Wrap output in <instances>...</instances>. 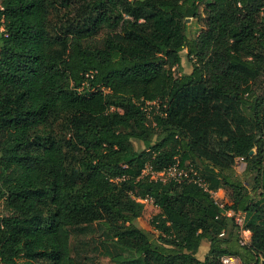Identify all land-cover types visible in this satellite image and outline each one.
Segmentation results:
<instances>
[{
  "label": "trees",
  "instance_id": "obj_1",
  "mask_svg": "<svg viewBox=\"0 0 264 264\" xmlns=\"http://www.w3.org/2000/svg\"><path fill=\"white\" fill-rule=\"evenodd\" d=\"M80 12L51 33L49 0H0V264H81V235L97 228L117 264H264V0H86ZM183 49L191 70L175 75ZM60 117L65 137L49 129ZM176 159L207 189L140 177ZM219 187L232 189L222 208ZM146 196L163 245L134 222ZM223 209L244 213L248 246Z\"/></svg>",
  "mask_w": 264,
  "mask_h": 264
},
{
  "label": "rangeland",
  "instance_id": "obj_2",
  "mask_svg": "<svg viewBox=\"0 0 264 264\" xmlns=\"http://www.w3.org/2000/svg\"><path fill=\"white\" fill-rule=\"evenodd\" d=\"M86 3V0H49V10H50V26L51 33H62L65 29L69 27V25H73L77 22V19L80 18L81 8ZM188 23V36L195 37L199 25L195 20L189 18ZM98 40L101 41V36H98ZM181 56V64L179 68L174 69L175 75H180L181 73H188L191 70V63L188 61L186 56V49H183L180 52ZM255 90L258 94L264 91V76L260 78L255 84ZM81 90V89H80ZM51 129V133L57 137H65L67 135V126L64 118H57L53 120L52 126L49 127ZM133 146L136 149L143 148V144L137 140H133ZM196 166H199V161H194ZM234 171L236 177L243 182V184L250 190V193H259L261 191L260 187H255L256 183L255 179V171L248 170L246 168V162L244 160H238L236 158L234 162ZM222 191H219L215 195V200L218 203H228L231 201L232 189L229 187H221ZM252 199H255L252 196ZM158 207L151 203L150 201L144 203V211L142 215L137 218L134 222L142 228L148 235L149 239L154 243H159L161 245L162 242L157 238L158 231L150 225V220L152 216L157 212ZM234 220V219H233ZM235 222V220H234ZM96 223H93L95 225ZM227 236V234L225 235ZM238 245L239 238V227H234V236H233ZM106 235L99 229H95L90 232H86L81 235V239L84 240V243L81 245L82 250L80 251L81 256L77 259L81 264H117L116 258L108 252L102 245L104 242L110 243V239H106ZM70 241L73 243L74 236H70ZM207 252V246L202 244L199 247L196 255L198 258L203 259L205 253Z\"/></svg>",
  "mask_w": 264,
  "mask_h": 264
},
{
  "label": "built area",
  "instance_id": "obj_3",
  "mask_svg": "<svg viewBox=\"0 0 264 264\" xmlns=\"http://www.w3.org/2000/svg\"><path fill=\"white\" fill-rule=\"evenodd\" d=\"M238 160H243L242 157H237ZM140 177H148L149 180H155V181H181V180H188V181H193L197 182L200 185H202L205 189L206 183L204 182L203 178H201L197 170L192 166H181L180 162L178 159L175 160V162L171 163L169 166L161 169V170H155L153 169L149 164H147L141 174ZM215 200V195H216V190L209 191ZM137 201L141 203H145L150 201L153 203V200L146 196V197H137ZM215 202L219 205V207H223L222 203H218L216 200ZM222 214L231 217L235 220V223L239 227V238L238 242L240 245H245L248 246L251 241V230L247 227L244 226V213L240 211H235L233 209H223ZM217 217V216H216ZM225 230L223 229L220 232V236L224 235ZM220 264H242L240 258L236 255L232 254H224L220 257Z\"/></svg>",
  "mask_w": 264,
  "mask_h": 264
},
{
  "label": "crops",
  "instance_id": "obj_4",
  "mask_svg": "<svg viewBox=\"0 0 264 264\" xmlns=\"http://www.w3.org/2000/svg\"><path fill=\"white\" fill-rule=\"evenodd\" d=\"M219 191H222V188H221V187H219V188L216 190V194H217ZM229 202H230V201H229ZM229 202H228V203H229ZM202 244L206 245V246H207V250H208V248H209V242H208V241H202V243H201L200 246H202Z\"/></svg>",
  "mask_w": 264,
  "mask_h": 264
},
{
  "label": "water",
  "instance_id": "obj_5",
  "mask_svg": "<svg viewBox=\"0 0 264 264\" xmlns=\"http://www.w3.org/2000/svg\"><path fill=\"white\" fill-rule=\"evenodd\" d=\"M188 20H189V18H186V21H188ZM252 152H253V150L250 151V153H252Z\"/></svg>",
  "mask_w": 264,
  "mask_h": 264
}]
</instances>
